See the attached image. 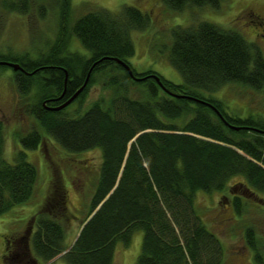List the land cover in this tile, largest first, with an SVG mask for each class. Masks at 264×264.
Listing matches in <instances>:
<instances>
[{
  "label": "trees",
  "instance_id": "obj_1",
  "mask_svg": "<svg viewBox=\"0 0 264 264\" xmlns=\"http://www.w3.org/2000/svg\"><path fill=\"white\" fill-rule=\"evenodd\" d=\"M159 1L167 10L181 13L193 8L219 9L227 0ZM24 6L21 12L26 13L28 5ZM69 8V1H62L57 38L42 57L0 52V61H13L25 71H33L13 70L21 95L35 85L42 92H52H45L38 104L30 105L28 112L39 129L19 138L23 147L36 149L45 135L66 153L96 148L101 152L93 191L81 218L83 226L72 243L65 228L68 214L62 182L58 176L52 177L44 205L30 220L32 257L38 264L58 256L65 264H113L116 243L127 244L134 232L141 231L134 264H224L223 245L197 213L196 197L200 192L225 190L234 177L243 178L239 184L248 193L264 194V120L227 113L221 101L204 97L200 91L213 92L230 84L264 89L263 53L234 29L205 20L176 25L170 31V44L164 46L168 62L183 78V83L174 84L152 69L136 72L129 63L135 54L131 32L149 27L147 13L132 5H122L116 12L95 7L80 15L67 32L63 20ZM72 37L86 53L69 50ZM103 57L109 58L93 67L76 99L97 74L112 91L107 105L96 101L82 113L69 115L64 112L67 106L53 111L42 104L61 94L66 72L61 99L71 96L83 84L91 65ZM111 58L127 63L141 79L131 77ZM130 86L140 89L143 97H132ZM171 93L206 101L221 115L205 103ZM48 102L46 105L57 104ZM4 152L0 120V216L27 202L38 178L37 168L27 161L23 150L15 152L12 163ZM245 197L233 198L237 215L244 210ZM254 235V228L245 230L246 244L261 264L262 253Z\"/></svg>",
  "mask_w": 264,
  "mask_h": 264
},
{
  "label": "rangeland",
  "instance_id": "obj_2",
  "mask_svg": "<svg viewBox=\"0 0 264 264\" xmlns=\"http://www.w3.org/2000/svg\"><path fill=\"white\" fill-rule=\"evenodd\" d=\"M62 1L64 0H0V52L9 54L7 56L29 52L36 58L45 55L48 45L57 38ZM68 1L69 12L63 20V28L67 32L80 15L95 7L116 12L122 5H132L147 13L151 19L149 27L144 31L131 32L135 54L128 59L129 63L136 72L152 69L174 84L183 83V78L168 62L164 46L170 44V31L176 25L187 26L196 20H205L234 29L255 44L264 55V34L260 35L262 25L255 22L259 21L258 18L264 22V0H227L222 2L219 9L193 8L181 13L167 10L159 0ZM24 3L28 5L26 13L21 12L22 8L25 9ZM14 4L16 6L12 10ZM69 50L86 53L79 40L73 37ZM79 72L80 70L76 71ZM13 76L10 66H0V120L3 122L5 134L4 157L11 163L15 162V152L23 150L27 161L37 168L38 178L31 198L0 216V264L9 262L14 240L26 237L24 245L28 243L29 246V236L33 229L30 220L44 205L53 176L55 179L58 176L62 182L68 214L65 228L68 242L74 241L82 226L81 218L89 203L101 162V152L97 148L70 154L61 149L54 139L45 135L42 137V144L36 149L23 147L19 138L31 130L39 129L28 112L30 105H35L45 92H52H42L35 85L28 94L21 95ZM92 81L85 92L65 108V113L77 115L96 101L105 105L110 102L112 91L104 86L103 79L96 74ZM37 85L42 84L37 81ZM129 93L134 98L143 97L141 90L135 86H130ZM200 93L204 97L221 101L227 113L259 116L264 120V89L254 90L230 84L213 92L201 90ZM239 182H243V178L234 177L225 190L198 193L197 213L220 239L224 250V264H260L254 260L253 251L246 244L245 230L248 227L255 230L256 245L262 253L259 260L264 264V194H245L253 199L243 198L244 210L237 215L233 203L230 202L231 196L237 195V191L231 192L229 189L234 185L240 186ZM141 241L142 232L136 231L129 243L117 242L113 264H134L140 252ZM46 264L65 263L58 256Z\"/></svg>",
  "mask_w": 264,
  "mask_h": 264
},
{
  "label": "water",
  "instance_id": "obj_3",
  "mask_svg": "<svg viewBox=\"0 0 264 264\" xmlns=\"http://www.w3.org/2000/svg\"><path fill=\"white\" fill-rule=\"evenodd\" d=\"M109 57H103V58H101V59H99V60H97V61H95L92 65H91V67L89 68V70H88V72H87V74H86V77H85V80H84V82H83V84L71 95V96H69L63 103H61V104H59V105H55V106H48V105H46V103L44 102L43 103V105L48 109V110H53V111H58V110H61V109H63V108H65L66 106H68L69 104H71L78 96H79V94L83 91V89L85 88V86L87 85V83H88V80H89V76H90V73H91V71H92V69H93V67L97 64V63H99V62H101L103 59H108ZM112 60H114V61H116L118 64H120V65H122L127 71H128V73H129V75L131 76V77H133L134 79H136V80H140L141 78L140 77H137V76H134L133 75V72H132V69H131V67L127 64V63H125L124 61H122V60H120V59H118V58H111ZM0 65H7V66H10L14 71H16V70H19V71H22V72H25L26 74H33V71L32 72H27V71H25L22 67H21V65H19L18 63H16V62H10V61H0ZM154 77H155V80H156V82L159 84V86L164 90V91H167L168 92V90H165L166 88L162 85V83H161V81H160V78L157 76V75H153ZM67 72H66V74H65V79H64V89H63V91L61 92V94L58 96V97H56V98H54L53 100H60L62 97H63V95H64V93H65V86H66V82H67ZM169 94H170V92H168ZM171 95H173V96H178V97H182V98H187V99H191V100H193V101H197V102H201V103H205L206 105H208V106H210V107H213L210 103H208V102H206V101H203V100H200V99H197V98H195V97H193V96H188V95H176V94H173V93H171ZM214 109H215V111L217 112V114L218 115H221L220 114V112L215 108V107H213ZM235 129H238V127H234ZM83 226V225H82ZM82 226H81V228H82ZM81 228H80V230H81ZM79 230V231H80ZM27 252V253H26ZM25 253L27 254V256H29V258H30V263L29 264H37V262H36V260L32 257V254H31V251H30V247L28 246V243H27V245L25 246Z\"/></svg>",
  "mask_w": 264,
  "mask_h": 264
},
{
  "label": "flooded vegetation",
  "instance_id": "obj_4",
  "mask_svg": "<svg viewBox=\"0 0 264 264\" xmlns=\"http://www.w3.org/2000/svg\"><path fill=\"white\" fill-rule=\"evenodd\" d=\"M258 20H259L260 24L262 25V27L260 29V35H261V34H264V22L261 21L259 18H258ZM54 98L46 99V100L43 101V103L45 101L47 103H51V102H48L49 100H52V102H56L55 100H53ZM65 100L66 99H63V100L61 99L60 101L56 102L57 103L56 105H59V104L63 103ZM48 106H51V105L48 104ZM229 190L231 192L237 191V193H241V194L235 193L237 195H232L231 196V199H230V202L231 203H233L234 196H241L242 194L245 195V194L248 193V191L244 187L242 189V186H235L234 185L233 186V190H231V189H229ZM25 240H26V238L25 237H22V238H20L18 240H14L13 241V249L11 250L10 256L8 258L10 264H29L30 263V258L25 253V245H24ZM8 242H9V240L6 241L7 246H8Z\"/></svg>",
  "mask_w": 264,
  "mask_h": 264
}]
</instances>
